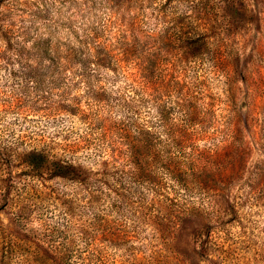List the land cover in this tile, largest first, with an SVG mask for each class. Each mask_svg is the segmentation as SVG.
Instances as JSON below:
<instances>
[{"label": "rangeland", "instance_id": "rangeland-1", "mask_svg": "<svg viewBox=\"0 0 264 264\" xmlns=\"http://www.w3.org/2000/svg\"><path fill=\"white\" fill-rule=\"evenodd\" d=\"M138 4L0 0V264H264V0H154L140 12ZM137 12L157 41L161 112L179 120L191 104H210L213 128L229 120L242 131L211 129L194 141L215 160L203 187L164 179L113 203L95 179L102 146L73 148L90 130L80 114L137 122L158 120L159 108L147 94L133 98L121 73L63 62L91 25L107 22L112 33ZM167 28L206 38L208 51L166 50ZM163 130L159 123L162 138ZM71 156L82 171L60 176L54 162Z\"/></svg>", "mask_w": 264, "mask_h": 264}, {"label": "trees", "instance_id": "trees-1", "mask_svg": "<svg viewBox=\"0 0 264 264\" xmlns=\"http://www.w3.org/2000/svg\"><path fill=\"white\" fill-rule=\"evenodd\" d=\"M153 1L137 0L139 3L137 10L140 12L141 7H151ZM139 23L140 17L137 12L132 20L128 23L122 22L112 33L108 31L107 22L91 25L78 38L82 48L68 52L64 56L63 67L76 66L84 73L89 66L95 65L113 74L121 73L135 91L133 98L137 95L141 98L142 95L147 94L154 107L159 108L155 94L159 59L155 50L157 41L152 33L143 31ZM168 31L167 28L164 32L166 50L171 46L181 50L187 49L189 51L187 57L191 58H198L202 51H208L204 50L208 46L206 38L200 35L189 37L185 34L174 36L169 35ZM212 52L211 59L216 64L221 60V54L216 49ZM93 99L100 100L98 96H94ZM130 101L132 103V99ZM211 108L210 104L202 109L198 102L191 104V109L186 108L184 116L179 120H171L168 117V108H163L165 109L163 113L159 108L158 120L149 117L138 119L136 122L130 116L118 121L111 120L90 107L92 111L80 114V118L89 124L90 130L73 144V148L88 146L93 140L102 146L98 152H105L97 154L98 158H96L99 159L96 162L101 166V172L95 179L100 185H104L103 194L113 196L110 197L113 203L123 202L135 192L140 196L138 188L145 185L158 190L164 179L177 184L181 189H187L190 184L201 188L204 184L202 180L204 171L214 165L215 160L212 155L207 156L204 151L197 150L194 141L205 138L211 129L222 133L242 131L237 124L231 128L229 120H221L218 128H213L214 121L218 119L214 117ZM159 123L163 126L164 138L157 131ZM243 127L248 130L246 122ZM217 147V144L208 146L210 150ZM245 149H247L246 144L238 145L240 152ZM34 154L37 159L32 163L36 164L40 154ZM72 158L73 156L54 162L59 167L60 176L66 177L74 170L82 171L80 166L72 162L75 161ZM84 179L86 176H81L80 180ZM189 211L190 208L185 207L179 209L177 214L185 215Z\"/></svg>", "mask_w": 264, "mask_h": 264}]
</instances>
